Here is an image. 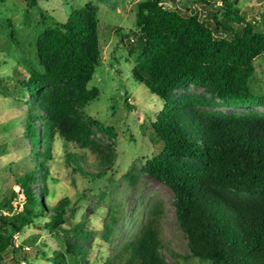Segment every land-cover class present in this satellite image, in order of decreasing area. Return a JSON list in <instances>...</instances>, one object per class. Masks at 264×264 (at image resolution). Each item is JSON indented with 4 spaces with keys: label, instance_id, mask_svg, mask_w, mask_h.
<instances>
[{
    "label": "trees",
    "instance_id": "obj_1",
    "mask_svg": "<svg viewBox=\"0 0 264 264\" xmlns=\"http://www.w3.org/2000/svg\"><path fill=\"white\" fill-rule=\"evenodd\" d=\"M166 1L172 8L165 6ZM177 1L139 2L136 28L130 32L136 40L127 44L131 55L138 53L134 79L165 101L151 124L162 152L147 160L142 170L173 192L177 223L194 258L208 264H264V114L201 110L264 107V95L251 86L256 59L264 54V30L247 20L239 0H222L218 9L223 18L212 13L213 24L195 11L173 8ZM196 1L209 8L217 5L216 0ZM92 12L87 5L64 22L49 17L52 24L37 40L42 69H32L27 80L18 81L32 98L24 130L44 161L51 158L57 134L80 148L93 144L91 124L80 117V111L100 95L97 88H88L102 54ZM261 19L264 25V15ZM189 86L205 93L173 99L175 92ZM95 124L101 132L113 133V128ZM41 144L43 154L38 152ZM68 158L73 170L89 181L108 175L106 159L92 164L98 165L97 172L90 173L84 167L85 155ZM48 173L49 167L39 164L16 180L24 196L21 211L13 204L18 198L14 191L0 200V262L14 248L15 235L39 219H47L44 226L63 232L68 240L70 231L63 226L69 199L47 206L41 201L49 196ZM119 205L117 201L110 207L103 227L102 239L108 244L116 239L123 214ZM163 213L154 206L104 264H171L161 252ZM74 233L89 237L79 227ZM81 248L67 243L71 264H83ZM63 257L59 252L50 260L62 264Z\"/></svg>",
    "mask_w": 264,
    "mask_h": 264
},
{
    "label": "rangeland",
    "instance_id": "obj_2",
    "mask_svg": "<svg viewBox=\"0 0 264 264\" xmlns=\"http://www.w3.org/2000/svg\"><path fill=\"white\" fill-rule=\"evenodd\" d=\"M141 1L147 0H0V200L10 197L14 191L18 198L13 204L21 211L24 196L16 180L39 164H45L49 167L46 177L49 196L42 197L41 201L47 206L69 199L63 228L70 231L67 240L63 232L44 226L47 219L36 220L15 235L14 248L3 255L0 264H53L50 259L59 252L64 253L62 264H71L66 253L67 243L82 247L79 257L83 264H104L154 206L164 210L160 218L161 252L166 260L171 264H208L191 255L187 238L177 223L173 192L142 170L147 160L162 152V144L151 124L163 111L165 101L133 77L138 53L131 55L127 44L128 40H136L130 32L136 28L137 4ZM216 1V7L209 8L196 0H178L173 8L186 13L195 11L213 24L212 13L219 20L223 18L218 9L222 0ZM87 5L97 16L102 48L101 65L88 85L89 89L100 91L99 98L80 111V117L91 124L93 144L80 148L57 134L51 144V158L44 161L42 156H37L24 130L32 98L19 87L18 81L27 80L30 70L42 69L37 57V40L52 24L48 18L64 22L73 11L83 10ZM165 6L172 8L169 1ZM239 7L247 20L256 22L264 30L261 19L264 0H239ZM255 66L251 86L257 94L264 95V54L256 59ZM204 93L202 88L189 86L175 92L173 99ZM201 110L264 114V107L217 106ZM95 121L105 128H113V133L101 132ZM37 126L43 132L42 122ZM44 151L41 144L38 152ZM70 154L85 155L84 167L90 173L97 172L98 165L92 164L106 159L108 175L89 181L73 170ZM42 184L43 180L35 188L37 193ZM117 201L123 214L116 228V239L108 244L102 239L103 227L110 207ZM76 227L88 232L89 237L75 234Z\"/></svg>",
    "mask_w": 264,
    "mask_h": 264
}]
</instances>
